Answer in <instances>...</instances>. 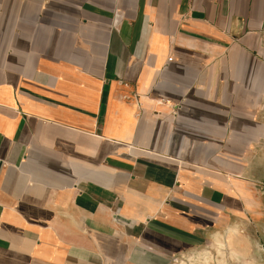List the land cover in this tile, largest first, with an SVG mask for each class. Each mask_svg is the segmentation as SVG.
<instances>
[{
	"label": "crops",
	"instance_id": "crops-1",
	"mask_svg": "<svg viewBox=\"0 0 264 264\" xmlns=\"http://www.w3.org/2000/svg\"><path fill=\"white\" fill-rule=\"evenodd\" d=\"M253 230L264 0H0V264H167Z\"/></svg>",
	"mask_w": 264,
	"mask_h": 264
},
{
	"label": "rangeland",
	"instance_id": "rangeland-1",
	"mask_svg": "<svg viewBox=\"0 0 264 264\" xmlns=\"http://www.w3.org/2000/svg\"><path fill=\"white\" fill-rule=\"evenodd\" d=\"M229 233L227 232L221 238L224 242L222 248L224 264H252V259H255L258 255L264 257V233L255 230L241 232L234 239L228 240ZM215 240H211L201 247H193L190 250L183 251L167 264H206L204 261L206 255H208L209 264H217L216 262L221 257Z\"/></svg>",
	"mask_w": 264,
	"mask_h": 264
},
{
	"label": "bare ground",
	"instance_id": "bare-ground-1",
	"mask_svg": "<svg viewBox=\"0 0 264 264\" xmlns=\"http://www.w3.org/2000/svg\"><path fill=\"white\" fill-rule=\"evenodd\" d=\"M215 235V234H214ZM217 235V234H216ZM236 232L235 231H230V233L228 234V240H231V239H234L235 237H236ZM215 238H217V237H215ZM222 238V237H221ZM215 243H216V246H217V248H218V251L220 252V257H221V259L218 261V262H216L217 264H224L225 263V261H224V257H223V252H222V248L224 247V242L221 240V239H216L215 240ZM227 243V242H226ZM231 250V249H230ZM226 256V255H225ZM226 258V257H225ZM208 258H207V261L206 260H204L205 261V263L206 264H209L208 263ZM249 262V261H248ZM228 263V262H227Z\"/></svg>",
	"mask_w": 264,
	"mask_h": 264
},
{
	"label": "built area",
	"instance_id": "built-area-1",
	"mask_svg": "<svg viewBox=\"0 0 264 264\" xmlns=\"http://www.w3.org/2000/svg\"><path fill=\"white\" fill-rule=\"evenodd\" d=\"M169 61H171V58H169Z\"/></svg>",
	"mask_w": 264,
	"mask_h": 264
}]
</instances>
